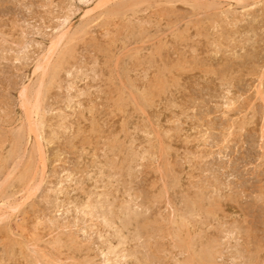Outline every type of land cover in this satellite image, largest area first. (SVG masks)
<instances>
[{"label":"rangeland","instance_id":"374dc122","mask_svg":"<svg viewBox=\"0 0 264 264\" xmlns=\"http://www.w3.org/2000/svg\"><path fill=\"white\" fill-rule=\"evenodd\" d=\"M162 2L0 0V264L260 260L264 0Z\"/></svg>","mask_w":264,"mask_h":264},{"label":"snow or ice","instance_id":"6c2138e0","mask_svg":"<svg viewBox=\"0 0 264 264\" xmlns=\"http://www.w3.org/2000/svg\"><path fill=\"white\" fill-rule=\"evenodd\" d=\"M145 5H140V7H144ZM184 8L187 10H191L193 13V18L195 19V11L199 5L196 3L192 2V0H185L184 2ZM155 7L157 8H163V9H170V10H175L177 7L176 0H165V2L156 4ZM175 32V29L172 28L171 25L168 26L167 31H163L162 35H160V40L167 44V38H174L176 41H191L194 39H197L198 37L195 35L194 30L189 27L188 31H181L177 32L175 36L173 37V33ZM214 46V45H213ZM179 55V54H178ZM182 66V61L177 64V67ZM207 68V66H204ZM175 68H173V71L175 72ZM211 74V73H210ZM217 75H220L217 73ZM150 79H146L143 85V92L146 94L149 91V86H150ZM221 79L223 81V86L224 87H230L229 83V76L227 73H224L221 75ZM260 80H261V87L264 88V62L261 63L260 65ZM261 151L264 152V140H262V148ZM262 161V167H264V156L261 158ZM261 200H264V190L261 191L259 194ZM142 242V241H140ZM187 244L188 241H181L178 240L174 245L171 247L166 248V250H159V249H153L151 246V243L149 242L148 245V251L151 254L158 255L160 258L159 259H152L151 255L149 259L142 260L139 262V264H209L207 261H186L182 259L180 256L177 255V253L180 251V244ZM172 256H176V259H172ZM223 264H236V262H230L225 260ZM239 264H264V246H262L261 253H260V260H241L239 261Z\"/></svg>","mask_w":264,"mask_h":264}]
</instances>
